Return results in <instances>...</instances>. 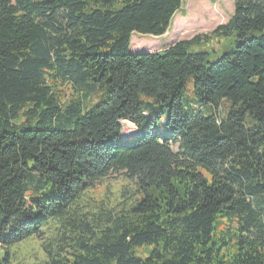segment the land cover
I'll use <instances>...</instances> for the list:
<instances>
[{
  "label": "trees",
  "instance_id": "1",
  "mask_svg": "<svg viewBox=\"0 0 264 264\" xmlns=\"http://www.w3.org/2000/svg\"><path fill=\"white\" fill-rule=\"evenodd\" d=\"M181 5L0 0V264L119 173L138 198L43 245L47 264H264V0L130 53L133 34L163 36ZM212 43L215 61L192 51Z\"/></svg>",
  "mask_w": 264,
  "mask_h": 264
},
{
  "label": "rangeland",
  "instance_id": "2",
  "mask_svg": "<svg viewBox=\"0 0 264 264\" xmlns=\"http://www.w3.org/2000/svg\"><path fill=\"white\" fill-rule=\"evenodd\" d=\"M182 5L171 23L168 31L161 37L133 34L130 42V53L144 54L162 52L174 43L186 41L198 34H206L225 24L233 14V0H181ZM211 5L219 7L221 14L213 16L203 13ZM140 52H133V50ZM134 50V51H135ZM192 51L207 52L215 61L222 55L219 44H205ZM191 83L186 88L185 96L191 94ZM194 111L197 107L193 108ZM124 137L131 140L137 136L138 129L129 122H121ZM135 183L121 173L111 175L98 181L94 189L83 193L70 207L66 216L60 221H51L42 229L41 239L34 236L8 248L10 264H47L43 245H56L57 239L65 234L74 235L83 227L103 225L111 215H118L128 210L138 198ZM1 257V256H0Z\"/></svg>",
  "mask_w": 264,
  "mask_h": 264
},
{
  "label": "crops",
  "instance_id": "3",
  "mask_svg": "<svg viewBox=\"0 0 264 264\" xmlns=\"http://www.w3.org/2000/svg\"><path fill=\"white\" fill-rule=\"evenodd\" d=\"M134 50H135V49H134ZM134 50H133V52H140V51H138V50H135V51H134Z\"/></svg>",
  "mask_w": 264,
  "mask_h": 264
}]
</instances>
